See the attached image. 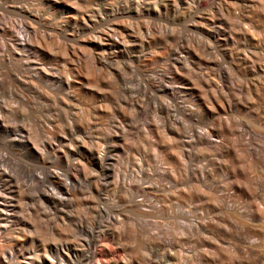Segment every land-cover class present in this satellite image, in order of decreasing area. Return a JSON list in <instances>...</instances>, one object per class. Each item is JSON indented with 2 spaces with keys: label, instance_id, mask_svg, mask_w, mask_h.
<instances>
[{
  "label": "rangeland",
  "instance_id": "1",
  "mask_svg": "<svg viewBox=\"0 0 264 264\" xmlns=\"http://www.w3.org/2000/svg\"><path fill=\"white\" fill-rule=\"evenodd\" d=\"M31 1L33 2V5L37 9L39 7V4H40V6L42 5L41 6L42 8L40 7V9L38 11L41 14H43L45 19H46V20L42 21V23L45 22L47 24V26L49 27V30L47 32V36L44 35V37H47L45 39L46 40L48 39V41H45L44 42L45 44L40 43L41 44L40 46H42V45L43 46L40 47V51L38 53V55L41 54L40 56L43 59H45L47 57L44 60L45 61L44 63H42V60L41 61L39 60V62H41V66L44 69H46V72H48L47 73L48 75L46 78L44 77V75L43 76L41 75V77L43 79L41 78V82H39L37 84L38 87L40 86L39 88L35 87L36 85H34V87L37 90L41 91V92L38 91L40 93L38 95V97L36 96L33 98V100L35 99L34 102H37V104L35 106L36 110L34 109V111H36V112L28 111L29 112L28 113L25 110V112L21 111L23 113L22 115L20 112L19 114L8 115V117L10 119L8 117H6L4 119L7 122L9 121L8 123L10 126H14L13 124L20 123V121H22V122L24 121L23 122L24 124L27 123L26 125L31 128V130H30L31 136H30L29 140H31L30 142L33 141L32 143H34V145H36V147H34V148H36L37 151L39 150V151L44 152V150L39 145L40 144L39 140H41L42 138H45L47 136L52 141H56L58 139V137H60V136L64 137L67 140V143L69 141L68 144L70 145V149L72 151L76 150L73 153V155L71 156V159L73 160L72 162H74V167H75V169H77L76 171L78 174L76 177L77 180H75L74 185H71L70 186L71 188L68 187V191H67L66 195L62 194V196H61V194H60V196L62 197V199L60 201L63 204L61 202H59L60 198L59 199L56 198L55 201L59 202V203L55 202L57 206L54 205L55 203L53 200H48L45 197L38 195L37 193L34 194L35 192L33 193V190H31L29 188L25 189V192H24L25 195L22 196L23 199H21L20 201H18L17 197H15L16 198L15 199L14 196L12 195L13 200H11V202L9 204L10 209L13 210V213L15 210L16 211L18 210V213H14V217H16V219H17V222L15 221L16 219H14V224L12 226L13 229L15 228L14 231L12 229L14 234L12 232H10L8 235L9 237L7 236L5 239L0 238V240H1L0 241V253H1L0 255H2L1 257L4 259L5 263H6V259H7L10 263L7 261L6 264H8V263L9 264H33V259L36 258L38 261H41L42 264H47L48 259H46V258H48L49 254H51L57 258L64 259L66 261V264H84L87 261L86 257H85V251L88 252V250L90 249L92 244L96 243L98 245V246L95 245L97 250L99 249L98 251H100L101 247L104 248L106 256L104 255V257L101 258L100 256H93L92 255L91 264H112V263L113 264H119V252H120V249L122 248V246L126 247V251L128 252L129 255L131 254V256L132 255L136 256L135 257V260L137 259L136 263L138 261H140V262H138V264H158V262H156V261L162 260V258H163V255H162L163 250L161 248H163V247L172 248V249L176 248V246L178 245V242H179L178 235L181 234L182 238H183V240H182L183 241V247L184 246L185 247L183 249L182 254H179L177 256L179 258V260H178L179 264H264V162L262 159V157H264V137L262 138L261 141L255 139L253 141V143L256 144V146L253 145V143H252L249 145L250 148L248 150V147L243 148L240 145H238L237 141H234L235 138H234V136H232V134H229V133H227V131L221 129V131L223 132L221 136H223V137L225 136L224 138H226L225 144H223L224 146L223 145L220 146L221 148L217 146L216 148H218V149L216 150V148H215V151H212L211 149H209L210 147L208 145L199 144L195 141L192 142L193 144L190 142V144H189L190 148H188V146H186L184 144H183L184 146L182 145L183 146L182 147L181 144H179V145L176 143H174L175 145L172 144V142H174V140L171 142V138H170V137H172L171 133H170V135H168V133L167 132L165 133V131H162L160 129L156 131V130L152 129L150 126H147L148 125L147 120L150 121V115L148 113H147L148 115L144 114V115H146V117H142V116H144V115H142V113L137 112L136 110H134L133 107L132 108L130 107V108H126V110L128 112V114H126V115H128V119L129 118L131 119V122L133 121L132 124L134 125V128L129 126V125L126 127L127 132L125 130L122 133V136L125 137L124 136L125 133H128V134H126L127 138L125 137L126 140L124 138L125 142L127 141L126 142L127 144L125 142L123 144H119V131H118L119 128H117V127L119 126L118 122L121 120V118H120V116L118 117V114H120L119 113L120 109L118 106L120 93H119V89H118L119 88V84H118L119 82H118L117 77L115 76V78L113 79V76H112L113 73L110 70H108V68H107V71L109 74L104 70V69H106L105 67L102 70L103 67H100V69H99V67L95 65L96 66L95 70H97V73L100 71V72H102V75H101V73L98 74V76H97L98 78H97L96 82L94 83V85H93V83H91V84L89 83L90 84V87H89V84H85L84 80H83V78L85 77V71L83 72L81 67H76V66H78V61L77 60L75 61V59H73L72 56L69 55L68 52H66L64 50V48L66 46L70 45L68 43L69 42L68 40H70V42L73 43L72 46L73 47L76 46V49L78 50V52H82V46H85V47H87V46L84 45L83 43H81L82 44V46H81L80 41L86 40L85 39L86 36H85L84 32L86 34H89L88 31L86 30V28H83L81 26L82 25L81 23H79V24L77 23L76 25H74L75 23H73V24L71 23V24H69L68 28L64 27L65 23L62 24L63 18H64L62 15H64V13L60 8L59 9L61 11L58 8L50 7L43 0H39V2H38V0H30V2ZM228 1H230V0H228ZM231 1L234 2L232 9H233V13L235 14V18L230 16L226 12L227 10H225L224 8L218 10V11H220V14H219V12L216 11L217 9H215L213 7H212L213 9L211 7L208 8L205 5L204 0L203 1L198 0V2H199L198 7H195V6L193 7V5H191V3H190L191 0H185V2L183 0V2L178 3L176 5L177 10L174 7V9L170 10V12H168L165 16H162L163 19L160 18L161 21L165 20L166 23H165V21L164 22L162 21L160 23H165V24H161V25H163L162 26L163 33L169 34V35L166 34L167 38H170L167 40L168 43L169 42L171 43L172 39H174V40L176 39V41H177L176 35H179L181 33L182 29L185 28L184 26L186 25L185 29H187V30L184 29V33H188L191 30V33L189 32L190 34L196 35L198 37L201 36L200 39L202 42L201 43L199 42L200 45L201 44H202V46L208 45L206 50H205L206 46H204V48H203L200 45L198 48H194L192 50L193 52L197 53V54L194 53L197 57L202 59L204 57V53L206 52L205 53V55H206L209 52L210 54L208 53L206 55L208 57L205 58L206 57L205 56L202 60H205V59L209 60L210 59L209 55L211 56V54H212L211 59L214 58V56L222 58V60L224 61V64L226 63L225 64L226 65V74L225 75H227V76L224 75V77L226 80H229V81H226L224 79V77L215 78V81H217V87L218 86L219 87H218L217 91H215V93L213 92L212 94H213V96H215L214 99L218 104H220L222 101V103L220 105H225L226 102H229V101L231 103H230V106H227V105L225 106L224 112L219 114V116L221 118H224L225 120L230 119L231 121L232 120L235 121L236 118H238L237 120H240V121L242 120V122H244L248 126H250V128H252L256 134H260V133L264 134V75H263L264 74V66H263L264 65V62H263L264 61V14H262V13H264V10H263L264 0H254V1H256V4L250 6V9H249V6H247L248 5L247 0L245 2H244V0H240V2H239V0H231ZM231 1H230V3H231ZM251 1H253V0H251ZM261 1H263V4ZM35 2H37V3H35ZM237 2L240 3L239 7H238ZM242 2H243V4H242ZM101 3H103V2L101 1ZM232 3H231V5H232ZM235 4H237V5H235ZM178 5H180L179 8H178ZM241 5L243 6V8ZM256 5L259 6V8H260L259 11H257L258 8ZM183 6H186L187 9H186V7H183ZM253 6L254 7L256 6V8L254 9ZM200 7H201V9H200ZM204 7H205V10H204ZM251 7L253 8V10H251L252 9ZM184 8H185V10H184ZM237 8L240 10V11L238 10L239 12L237 11ZM247 9L249 11H247ZM42 10H43V13L41 12ZM53 10H55V11H53ZM180 10H182V12H181L182 14H180V12H178ZM189 10H192L195 14L191 11V13H193L191 15ZM198 10H200V11H198ZM201 10L204 11V13ZM11 11L12 10H10V12ZM48 11L50 12V15H52L54 13L53 14L54 16L53 15L50 16ZM185 11H187V12L184 13ZM245 11H247V12H245ZM252 11H255V12L252 13ZM260 11H262V12L260 13ZM12 12H11L12 14L8 13V15L13 18V17H15L14 16L15 14H14V11H12ZM56 12L59 15L58 14L55 15ZM196 12L199 16L196 14ZM200 12H202V13H200ZM210 12H211V14H210ZM222 12L224 15L221 14ZM248 12H251L252 14L249 13V16H248L247 15ZM187 13L190 14L191 16L188 15ZM243 13H245L246 17H248L247 21H246V18L243 19L246 22L241 21V19L244 18V16H245ZM127 14H130V16ZM218 14H219V16H217ZM226 14H228L229 16H227ZM241 14H243V15H241ZM125 15H126V17H125ZM167 15H168V17H167ZM175 15L177 18L175 17ZM195 15L197 17H195ZM47 16L49 17V20L51 22L48 21ZM188 16H189V18H188ZM201 16L206 17L207 20L204 18L200 19ZM208 16H212V17H208ZM224 16H227V18L226 17L224 18ZM253 16H255V17H253ZM52 17H53V21L51 20ZM131 17H132V19H130ZM135 17L138 20L140 19V16L139 17L134 16V15H132V13L127 12V11H125L123 14V20L128 24H130V23L132 24V21L136 20ZM179 17H180V19H179ZM193 17H194V19L192 20ZM219 17H221V20ZM259 17H261V18L259 19ZM125 18H127V20H125ZM166 18H168V19H166ZM174 18L177 19V21ZM185 18H187V19H185ZM209 18L211 20H217V21L219 20L222 23L221 27L225 30V32L227 30V32H226L227 37H228L227 39H229L228 46L227 45L225 46L223 44V40H222L223 36H222V38H220L221 37L220 36L218 40H215L213 42H212V39H209L208 34L210 33V29H213V27H212L213 25L209 22V20H210ZM238 18H239V20H235ZM255 18H256L257 22L254 21ZM262 18H263V20L259 21ZM182 19H185V21H181ZM225 19H227V20H225ZM251 19H253V20H251ZM60 20H62V21L60 22ZM194 20H196V22ZM228 20H229V22H228ZM230 20L231 21L233 20V21L230 22ZM234 20H235V22H234ZM249 20L251 22L253 21L252 22L253 24ZM55 21H56V23H55ZM186 21L189 25L186 23ZM202 21H203V23H201ZM204 21H206V22L204 23ZM223 21H227V23L229 25L226 26V24H224ZM52 22L56 26H59V24H60V26L56 27L55 25H53ZM179 22L181 23V25L177 24ZM198 22L200 23V25ZM242 22H245L244 25H241V24H243ZM50 23L54 26V27L52 26L53 28L50 27L51 26ZM98 23L99 22H97L96 25L99 26V28H100L101 24H98ZM191 23H192V25H191ZM235 23H236V25H235ZM182 24H183V28H182ZM194 24H195V26H194ZM201 24H202V26L204 25L205 27L207 26L206 24H208V26L206 27L207 29L205 27H204L205 28L204 29L201 26ZM231 24H232V26H230ZM251 24H252V26L253 25L254 26L251 27L250 26ZM71 25H73V26H71ZM96 25H95V27L97 29ZM164 25H165V27L167 26L168 28L167 27L165 28ZM238 25H239V27H238ZM218 26H220V25L218 24ZM223 26H225V28ZM234 26H236V28H234ZM62 27H64L63 28L64 30L62 29ZM70 27L74 31H71ZM169 27H171L170 28L171 30L169 29ZM187 27L190 30H188ZM209 27H211V28H209ZM244 28H246L245 33H248V32L252 33L251 36H249L250 33H248L246 35H245V33H243L245 31ZM52 29H53V31H52ZM165 29H167V30H165ZM176 29L180 33L179 32L177 33ZM194 29L196 30V33L193 32V31H195ZM202 29H204V30H202ZM229 29L231 31L232 30H234V31H232V33H229V32H231V31L228 32ZM247 29H249V30L247 31ZM84 30H86V31H84ZM56 31H59L61 33H58ZM64 31H66L67 33H65ZM170 31H171V34L173 32L174 35H171ZM174 32L177 34L175 35ZM198 32L200 34H198ZM233 32H235V33H233ZM238 32H239V34H237ZM240 32L243 34V35L241 34L242 36L240 35ZM184 33L182 31V34H184ZM58 34H60V36ZM61 34H62V36H61ZM202 34H204V36ZM64 35L67 37L66 40L68 39L67 42L64 39V37H65ZM75 35H76V37H75ZM51 36H52V38H51ZM173 36L176 38H174ZM230 36L231 37L233 36V38H231ZM235 36L238 39H239V37L240 38L242 37V38L238 40ZM73 37L78 38V39H74ZM87 37H88V35H87ZM203 37H205V39ZM248 37H250L251 40ZM61 38L64 39V41L63 40L61 41L60 40ZM178 38H179V36H178ZM49 39H50V42H49ZM71 39L76 40V42H73ZM243 39H244V41H243ZM254 39L257 40V42ZM220 40L222 41V43ZM242 41H243V43L241 44ZM54 42L56 43L55 44L56 46L58 45L59 50H60V48L62 49V47L64 46L63 52H62L63 55L61 54L62 50L58 51L56 46H54L55 48L52 46V44L54 45ZM77 42H79V43H77ZM173 42H175V41L172 40V43ZM216 42H217V44H216ZM230 42H232V43H230ZM59 43H60V45H59ZM75 43H76V45H75ZM231 44H232V47H231ZM47 45L49 47H47ZM214 45H215V47H213ZM216 45L219 47H217ZM220 45H221V47H220ZM45 46H46V49L48 48L51 51L48 49L47 50L42 49ZM222 46H224L225 49ZM85 47H84V49H85ZM210 47H211V50H210L211 52L209 51ZM212 47L217 49V50L214 49L215 50L214 51ZM228 47H230V48H228ZM202 48H203V50H202ZM220 48H222V50ZM199 49H200V51H198ZM226 49H228V51H230L231 53L228 52ZM242 49H243V51H242ZM136 50H138V49L137 48H134V49L130 48L127 50V52L129 54H126V55H133V54L135 55ZM244 50H247V51H244ZM250 50L252 53H248V52H250ZM253 50H254V52H253ZM85 51H86V54L84 55L85 58H87V57L90 58V56H91L90 51L91 50L88 49V51H89L88 52L85 49ZM216 51H218V52H216ZM53 52H57V53H53ZM65 52H66V55H65ZM199 52H200V54H198ZM212 52L213 53L215 52L214 55ZM42 53L45 54L46 56L43 55ZM75 53L77 55H79L77 52H75ZM226 53H228V54L230 53V54L228 55ZM233 53H234V55H233ZM58 54L62 55L63 57L59 56ZM237 54H240V55H238V57H237ZM241 54H242V56H241ZM245 54H247V56ZM68 55L70 58L67 57ZM243 55H244V57H243ZM40 56H38L39 59H40ZM123 57L125 58L124 55H123ZM123 57H122V59H124ZM250 57H252V58H250ZM254 57H256V58H254ZM65 58L71 59V60L69 61ZM240 58H242L241 61L243 60L242 63L239 60ZM245 58H246V60L247 59L248 60L245 61ZM257 58H258V61H257ZM122 59L121 58L116 59L115 62H113V63H116V61L121 63ZM225 59L226 60L230 59V60L226 61ZM231 59H232V61H231ZM236 59H238V60H236ZM253 59H256V61H254ZM250 60H252V61H250ZM48 61L50 62V64ZM259 61L261 63H259ZM54 62L56 63L57 66L55 64H54L55 66H53ZM70 62H74V63H72L74 65L70 64ZM227 62H229L230 64ZM236 62H238V63L236 64ZM246 62H247V65H246ZM250 62L252 63V65L254 63L253 68L251 67ZM45 63H46V65H45ZM120 63H118V64H120ZM232 63H235V64L233 65ZM239 63H241L244 66H242L241 64H240L241 65L240 66ZM118 64H115L116 66L113 64V68H116ZM45 66H47V67H45ZM58 66H60V67H58ZM70 66L71 67L75 66V67L73 69H71ZM231 66H233V67L231 68ZM55 67H57L56 69L58 71L55 70ZM118 67H117V70H119ZM261 67L263 69H261ZM255 68H258V69L255 70ZM53 70L55 72H53ZM61 70L63 71L62 73H61ZM69 70H72V72H70ZM76 70L77 71L80 70L81 74L82 75L84 74V76H82L80 73H78L79 71L77 72ZM259 70H260V72H259ZM65 71L66 72L68 71V72L64 74ZM255 71H256V73L258 72L257 75H256ZM49 72H51V73L49 74ZM58 72H59V74L61 73L60 74L61 77L65 76L67 79L69 78V81L73 80V79H70V77L73 75L75 76V73H76V76L75 77L73 76L71 78H74V80L79 85L81 84V82L84 84V85H80L81 89L80 88L77 89L78 94H76V95H78V96H76L74 94L76 92V90H74V89L70 90L69 89L72 93L71 94L70 91L69 92L66 91L68 89H66L65 87L63 88L62 85L60 86V83H58L59 82L58 79H60L61 77L59 74H57L55 76V74ZM227 73H229V74H227ZM51 74H53L54 76ZM128 74H130V73H128ZM99 75L102 77L100 78ZM67 76H69V77H67ZM228 76H230V78ZM105 77H107L106 81H105ZM108 78H111V79H109V81H107ZM98 79H101V81ZM115 79H116L117 83L114 82ZM43 80H45L47 82V84ZM218 81H220V82H218ZM42 82L45 83V85L43 84L44 87H43V85H41ZM98 82H99V85L101 84L102 86L103 85L104 86L103 87L97 86ZM105 82H108V83L104 84ZM226 82H228L227 84L229 85V87L226 84ZM109 83H112L113 85L111 86V84H109ZM219 83H220V85H218ZM222 83H224V85ZM95 84H96V86H95ZM86 85H87V87H86ZM49 86H50V89L53 87L54 88L50 90ZM113 86L115 88L118 87L117 88L118 91L115 90V88ZM42 87H43V89H42ZM45 87H46L47 91H53V92L50 93V92L45 91ZM96 87L99 89V90H97V92H96V90H94V89H97ZM101 87L103 88V90L106 91V93H104V95H103L104 91H100V90H102ZM105 87H106V89H105ZM112 87L114 88V90H112L113 89ZM89 88H91V89H89ZM110 88H112V89L110 90ZM220 88H222V89H220ZM63 90H65V92ZM108 90L110 93H108ZM238 90H239V92L242 90L241 93H239ZM72 91H74V93ZM79 91H80V93H79ZM99 91H100V93H99ZM55 92H56V94H55ZM59 92H60V94L62 93L61 95H63V92L65 93V95L63 96L64 98L62 96L60 98ZM115 92L118 94H116ZM42 93H43V95H42ZM47 93H50V94L47 95ZM67 93H69V94L67 95ZM111 93H113V94H111ZM57 94H58V96H57ZM106 94L107 95L109 94L108 96L110 97V99H108V96ZM243 94L245 95V97L247 99L242 96ZM53 95H55V96H53ZM112 95H114V96L112 97ZM118 95H119V98H118ZM42 96H44V97H42ZM66 96H68V97L66 98ZM74 96L77 99L76 101H75ZM105 96H107V97L104 99H106V100L108 99L109 100V101L107 100L108 102L104 101V99L102 98ZM219 96L221 97L220 100H219V98H220ZM241 96L243 98H241ZM115 97H117V98H115ZM40 98H41V100H40ZM55 98H56V100H55ZM113 98L115 99V101H113ZM239 98H240V100H238ZM232 99L233 100L235 99V100L232 101ZM71 101L73 102V104H75V106H74L75 108H73ZM218 101H220V103ZM236 101L240 102V104L237 103ZM244 101H245V103H244ZM68 102L71 106L68 104ZM79 102H81V103L78 104ZM104 102H107V103H104ZM233 102H234V104L236 103L237 107H236V105L232 104ZM108 103L110 104V106ZM241 103L244 104L243 108H242L243 105ZM39 104H40V106H38ZM111 104H113L115 106H113ZM69 107H71V108H69ZM67 109H68V111H67ZM247 109L248 110L250 109L251 111L249 110L250 111L249 112V111H247ZM69 110H71V111H69ZM126 110H125V112H126ZM50 112H51V114H50ZM70 112H72L73 114L75 112L76 113L74 115H72ZM26 113H27V115H26ZM36 113H38V114H36ZM77 113L79 114V116ZM139 113H140V115H139ZM28 114H29V116H28ZM30 114H31V117H30ZM40 114L43 116L41 117ZM33 115H35V116H33ZM116 116H117V118H116ZM207 116L208 115H202L199 122L200 121L202 122V120H204V121L202 123L200 122L201 124L198 123L199 126L203 127V128L209 126L210 128L212 127V129L217 130L216 128H219V127L213 126V123L210 122V120H211L210 117L209 116L207 117ZM50 117H52L51 121H49ZM73 117L75 119H73ZM13 118H15V119H13ZM71 118H72V120H71ZM140 118H143V119L146 118V120L144 119V121L142 122L141 120L139 121ZM30 119H37L36 122L38 121L37 122L38 125H35V126L32 125V123L29 122ZM15 120H17L18 122ZM134 120H135V122H134ZM116 121H118V122H116ZM44 122H46V123H44ZM47 122H50V124ZM144 122L147 124H145ZM39 123L43 124V126L40 125ZM112 123H113V126H112ZM134 123H136V124H134ZM141 123H144V124H141ZM67 124H68V126H67ZM138 124L140 126L142 125L141 127L143 129H141L140 127L136 128L135 126H139ZM116 125H117V127H115ZM43 127L45 128V130H47V127L49 130L52 129V131H50V132H52V134L49 132V130H47V132L45 131L44 133H43V131L41 132V128H43ZM145 127H146V129H145ZM116 128L118 129L117 131H116ZM131 128L136 129L135 132ZM148 128H149V130H148ZM144 129H145V132H143ZM83 130H85L87 133L86 132L83 133ZM113 130H114V132H113ZM136 131H139V132L136 133ZM15 132L16 131H14V133ZM56 132L59 133L60 135L59 134L57 135ZM117 132H118V134H117ZM160 132L163 134V136L161 135ZM14 133L12 135L10 134V136H9V133H5V132L3 133V130L0 131V137L2 135H4L0 139V151H6L7 150V152L9 151V153H10V151H11V153L13 152L12 156H13V159L14 158L15 159H14V164L11 165V168L15 172L16 175L14 173H13V175L17 180H19L21 182H23L22 180L28 181L29 175L35 174V175L43 176L46 173L45 171L49 170V171L61 172L62 174H60L59 178H61L62 180L61 179L60 180L63 182H67V179L63 178V177H65V175H64V171L61 169V167H62L61 161L55 153H52L54 156H52L51 153H45L43 155L45 158L42 156L40 159H37L34 156L30 155V153H28L27 150L21 148L19 146V143L16 144V142H14L13 138L15 139V141L18 138L15 136ZM37 133H38V135H37ZM46 133H48V134H46ZM68 133H70L71 136H69ZM111 133L114 134L115 136L112 135V137H110ZM156 133H157V135H161L162 137H166V138H162L161 136H157ZM41 134L43 136H41ZM65 134H67V136ZM82 134H85V136ZM220 134H221V132L219 134H216V135H211V138H216ZM53 135L54 136L56 135L58 137L55 136L56 137L55 138ZM79 135H81V136H79ZM87 135L90 137H86ZM142 135L145 136V139H144V136H142ZM12 136H13V138H12ZM34 136H35V138H34ZM72 136H73V138H72ZM3 137L6 138V140ZM52 137H54V138H52ZM69 137H71V138H69ZM74 137H76V138H74ZM160 137H161V139H160ZM115 138H117V139H115ZM156 138H158L157 141H156ZM168 138H169V143H167ZM70 139L74 143L75 149L72 147L74 145H72ZM76 139H77V141H76ZM78 139H79V141H78ZM107 139L108 140L110 139L109 140L110 142ZM162 139H163V141H166V146H165V142L163 145H161V143H163V142H161ZM164 139H166V140H164ZM172 139H173V137H172ZM181 139H184V137ZM86 140L87 141L91 140V141L87 142ZM1 142H3V143H1ZM8 142H10V145ZM80 142H82L83 144L81 145ZM226 142H228V143H226ZM6 143L8 146H6ZM95 143L97 146L95 145ZM110 143H112L113 145L115 144V145L113 146ZM1 144H2V146L3 145L4 146L2 147ZM258 144H260V145L257 146ZM77 145H79V146H77ZM93 145H94V147H93ZM110 145L113 146V148L110 147ZM171 145H172V147L170 148ZM225 145L228 146V148H226ZM11 146H12V148H11ZM177 146H178V149L176 148ZM251 146L253 148H251ZM76 147L78 149H76ZM91 147H92V150L94 148V150L92 151L93 155H95L96 152L99 154H104V153L106 154L108 152L109 154H106V158L108 156V158H110L111 160L107 158L106 160L103 161L102 165L94 162L92 155L89 153L91 151ZM95 147H97V148H95ZM107 147H108V151H106ZM109 147L112 148L110 150V152H109V149H110ZM185 147H187V148H185ZM260 147L262 149H260ZM85 148H87V149H85ZM98 148H99V150H98ZM183 148H184V150H183ZM204 148H205V150H204ZM89 149H90V151H89ZM103 149L105 151H103ZM223 149L225 151L227 149L226 152H229V153L225 154L224 153L225 151H223ZM17 150H19V151H17ZM185 150H187V151H185ZM261 150L263 151L262 153H257L258 151L261 152ZM83 151H85V152H83ZM99 151H101V153ZM119 151H121V152H119ZM184 151L186 152V154ZM188 151H189V153H188ZM216 151L217 152L219 151L218 154ZM251 151H253V152H251ZM14 152H16V153H14ZM199 152L200 153L205 152L204 155H203V153H201L204 157L201 156V154ZM207 152H209V153H207ZM213 152L214 153L216 152V154H214ZM248 152L249 153L251 152V154L253 153V155L251 156ZM20 154L24 158H22L20 156ZM48 154L51 155L52 158L53 157L54 158L51 159V156L49 157ZM105 154H104V156H105ZM110 154H111V156H110ZM17 155H19L20 157H18ZM170 155H173V156H170ZM258 156H259V158L257 161L256 158ZM17 157H18V159H17ZM86 157H87V159H86ZM46 158L48 160H46ZM21 159H23L25 162L21 161ZM42 159H43V161H42ZM78 159H80V160L76 162V160H78ZM58 160L60 162H58ZM85 160H86V162H85ZM253 160H255L257 162H255ZM31 161H32V163H31ZM49 161H51L52 163ZM88 161H89V164L87 163ZM26 162H28V163H26ZM35 162L38 163L37 164L38 166H36L37 168L34 167L36 164ZM18 163H19V165H18ZM49 163H51V165H49ZM57 163H58V165L60 163V166H58ZM83 164H86L87 166L84 165L85 166L84 167ZM104 164H106L105 167L103 166ZM155 164H157V166ZM52 165H54V166H52ZM22 166H23V168H20ZM30 166H32L33 168L32 167L30 168ZM44 166L47 168H45ZM49 166H50V168H49ZM88 166H91V167H89L90 170H89ZM158 166H160L159 167L160 169L158 168ZM83 167L85 168V170H83L84 169ZM154 167H156V168L154 169ZM26 168H27V170H26ZM157 168L159 169V171ZM197 168H199V171L197 170ZM22 169H24V170H22ZM32 169H34V170H32ZM39 169H41V171H42L41 173L43 175L40 174V172H38V171H40ZM165 169L167 170V172ZM30 170H32V171H30ZM86 170L89 172H87ZM155 170H156V172H155ZM21 171H24V172H21ZM83 171L85 172V174ZM164 171H165V173H164ZM168 171L170 172V175H172L171 180H170V182L171 181L172 182L170 184L171 185L173 184V186L175 184V186L174 187L172 186V189H170L171 193L169 192L168 195H171L173 193L176 196L175 197L174 196H167V195L165 196L163 194V197L165 196L164 198H166V199H164L162 196L158 195L160 192H156V190L158 189L157 191H159L160 188L157 186L161 187L160 183L164 184V182L165 183L169 182L168 180H164V182H162V180L167 179L168 176H169L168 179H170V175H168L169 174ZM86 172L88 174H86ZM95 173H97V174H95ZM160 173H161V175L162 174L163 175L160 176V178H157L158 180H160V181H158L156 179V177H157V175H160ZM154 174H156V175H154ZM61 175H62V177H61ZM100 175H102L101 177H103V178H101ZM95 176H98V177H95ZM128 176H130V177H128ZM78 177H80V178H78ZM135 177L138 180L140 179V181L146 179L144 182H142L143 183L142 186H143L144 190L149 191V192H146L142 189V191H140V193L142 192L141 194L139 192H136V191L134 193V191H133L132 194L134 196L136 195L135 198L136 197L138 199L144 198L143 200H145V198L147 197V200H148V197H149V200L147 203H146V201H144V204H146V205H151L150 201L152 202L154 199L155 200L153 201V203L155 201H159L161 203V202H163V200H162V198H163L164 199L163 203H165V200L167 201L166 204L163 205V207L166 205L168 207V208L165 207L164 209L175 210V209L181 208V210L186 211L187 215L190 218L195 217L196 219H198V224H197L198 226L196 225V227H194V226H192V224L190 225V222L188 220H186L185 218H182V217H175V219H173V220H172V218H169L170 220H168V219L164 220V217L160 218L161 214H159L157 212L156 213L158 215L153 213L152 216H150L152 218L149 217L150 219H148V217H146L148 220H146L145 217H143L144 221H142V223H141L140 221L142 220V215H141V217H139L140 216V213H139V216H136V215H138V213L136 212V209L133 206H130L131 204H129L127 199H125V198L122 199V197H121V195L127 197L125 190H123V192L121 191L124 188L123 184H122L124 182V180L125 179L128 180L130 178V179H133L136 181L137 179H135ZM172 177H174L175 179L174 178L172 179ZM148 178L151 181L147 180ZM91 180H92V182H91ZM175 180H176V182H174ZM148 181H150V182H148ZM145 182H147V184H144ZM251 182H252V184H251ZM253 182L255 185L253 184ZM47 183L48 182L44 181V182H42V185L44 184L47 186ZM157 183H159V184H157ZM44 185L42 187L40 185L41 188L39 187V189L43 190ZM147 185H150V186H147ZM93 186H95V188H93ZM120 186L122 189L120 188ZM144 186H146V187H144ZM75 187H76V189H75ZM96 187H98V188L101 187L100 188L101 190L96 188ZM147 187L149 189L151 187V189L149 190ZM94 191H96V192H94ZM97 191H99V192H97ZM151 191H153L152 196L155 194V198H154V196L153 197L151 196ZM154 191H155V193H154ZM192 191H197L196 192L197 195H195V196L192 195L190 198L188 196V198L190 199L189 200L186 196L190 195ZM68 192H70V193H68ZM145 192H146V194H145ZM121 193H124L125 195L121 194ZM144 194L146 195V197ZM63 195L65 196V200H64ZM139 195H142L143 197H141ZM148 195H150L151 197ZM67 196H69V197H67ZM157 196L159 198H157ZM43 198H44V200H43ZM178 198H179V200H178ZM121 200H123V201L121 202ZM206 200H207V203L205 202ZM13 201L15 202L16 206L12 205ZM64 201H66V202H64ZM191 201H192V203H191ZM19 203H21L22 206H20ZM122 203H124V204H122ZM194 203H195V205H193ZM205 203H206V205H205ZM50 204L53 205V207ZM17 205L19 207H17ZM11 206H13V207H11ZM19 208H21V211L19 210ZM133 208L135 210H133ZM124 209H125V211H124ZM32 211H33V214H31ZM28 212H30V213H28ZM27 213L30 215H28ZM15 214H16V216H15ZM34 214L36 216V217L34 216L35 219H34V217H32ZM120 215H126L127 216V217L125 216L126 221L124 220L125 217L120 216ZM154 215L155 216L157 215L158 217L153 218ZM20 217H21V219H20ZM156 218H157V220H156V222H154L153 219H156ZM121 219H123V220H121ZM127 219H128V223L131 222V224H129V225L127 224ZM133 219L135 221L137 220L136 224H135V221H133ZM147 221L148 222L150 221V224L149 223L147 224ZM152 221L154 222V224H157V221H158L159 226L157 227L155 225V227L160 228V229L162 227L163 230L166 231L164 233L168 237L167 240L162 241V240L152 239V241H151V239H150V241H151L150 242L149 240H147L145 238V236H144L146 234L145 231L149 230V229L147 230V226L151 225ZM23 222H24V225H23ZM144 222L146 224V225H144V227L146 229L144 228L140 231L138 228L141 229L143 226L140 227V225L141 224L143 225ZM138 223L140 224L139 226H138ZM154 224L151 225V227L154 226ZM162 224H165L166 226L165 225L162 226ZM132 226H133V228H134V226H135V228L137 227V229L140 231L141 234H144V233L145 234L141 235L138 232V234H140V235H138V234L134 235V233H132L133 234L132 235L131 234ZM18 227L19 228L22 227V228L19 230ZM129 227H130L131 231H130ZM151 227L149 226L148 228H151ZM22 230H23V232H22ZM143 230H145V231H143ZM10 234L13 235V238H11L12 236ZM241 234H245L246 237L244 235H241ZM137 235H138V237H137ZM139 236L142 238H140ZM240 236H241V238H240ZM247 236L249 238H247ZM142 239L145 241L147 240V243L145 241H143ZM96 240H98V241H96ZM97 242L98 243L100 242L101 244L99 245ZM102 242H103V244H102ZM42 244L45 248L41 247ZM46 246H47V248H46ZM44 249H46L47 252L42 254L41 252ZM53 249H55V250H53ZM46 250H44V251H46ZM97 250L95 252H97ZM20 251H23V252H20ZM82 251H83V253H82ZM100 252H102V251H100ZM100 252H97V253H100ZM35 253L40 254V257L38 258V256L35 255ZM183 253H185V254H183ZM34 255H35V257H33ZM110 255H113V256H110ZM93 257H95V258H93ZM97 257H99L100 260ZM156 258H158V259L155 261ZM42 259H43V261H42ZM82 260L83 261L85 260V261L83 262ZM0 264H2V263L0 262Z\"/></svg>",
  "mask_w": 264,
  "mask_h": 264
},
{
  "label": "bare ground",
  "instance_id": "2",
  "mask_svg": "<svg viewBox=\"0 0 264 264\" xmlns=\"http://www.w3.org/2000/svg\"><path fill=\"white\" fill-rule=\"evenodd\" d=\"M48 6H50V7H53V8H60L62 11H63V13H64V15H62L64 18H63V23L62 24H64L65 23V25H64V27H66V28H68L69 27V24H73V23H75L74 25H76L77 23L79 24V23H81L82 25V27L83 28H86V30L88 31V33L90 34H86L85 32H84V34H85V36H86V40H81L80 41V44L81 43H83L84 45H86L87 47H85V46H82V44H81V46H82V52H78V50L76 49V46L75 47H73L72 45H73V43L72 42H70V40H68L69 42V44L70 45H68V46H66L65 48H64V50L66 51V52H68V54L69 55H71L72 56V58L73 59H75V61L77 60L78 61V66H76V67H81V69L83 70V72L85 71V77L83 78V80H84V83L85 84H91V83H93V85H94V83L96 82V80H97V76H98V74L99 73H101V75H102V72H98L97 73V70H95V67L96 66H98L99 67V69H100V67H103L102 68V70L104 69V67L106 68V69H104L107 73H108V71H107V68H108V70H110L111 72V74H112V76H113V79L115 78V76L117 77V79H118V84H119V93H120V98H119V95H118V98H119V104H118V106H119V113L120 114H118V117L120 116V118H121V122L119 121H116V122H118L119 123V126L117 127V125L115 126V127H117V128H119V130L116 128V131L118 130L119 131V144H123L124 142H125V140H126V134H128V133H125V137H123L122 136V133L126 130V127L129 125V126H131V127H133L134 128V125L132 124V122H131V119L129 118L128 119V115H126V114H128V112H127V110H126V108H134V110H136L137 112H140V113H142V115H144V114H149L150 115V121H148L147 120V123H148V125L147 126H150L152 129H154V130H162V131H165V133L167 132L168 133V135H170V133H171V135H172V137H173V139H172V137H170L171 138V142L174 140V142H172V144H174V143H176V144H181V146L184 144V145H186V146H188V148H190V142L192 143L193 141H195V142H197V143H199V144H206V145H208L210 148L209 149H211L212 151H215V148L218 146V147H220V146H222L223 144H225V139L226 138H224L223 136H221L222 135V131H221V129L222 130H225V131H227V133H229V134H232V136H234V138H235V140L234 141H237V144L238 145H240L241 147H243V148H247L248 147V150H249V145L250 144H252L253 143V141L255 140V139H257V140H259V141H261L262 140V138L264 137V134L263 133H260V134H256L255 132H254V130L252 129V128H250V126H248L246 123H244V122H242V120L240 121V120H237L238 118H236V120L235 121H231L230 119H228V120H225L224 118H221L220 116H219V114H221V113H223L224 112V109H225V106L227 105V106H230V101L229 102H226V104L225 105H220L221 103H222V101H221V103H220V101H218L220 104H218L216 101H215V99H214V97L215 96H213V92L215 93V91H217V89H218V87H217V81H215V78H221V77H224V75L226 74V63L224 64V61L222 60V58H220V57H215L214 56V58H212L211 59V56H212V54H211V56L209 55V57H210V59L209 60H202L206 55H205V53H204V57L202 58V59H200L199 57H197L194 53H196V52H193L192 50L194 49V48H198L199 47V42L201 43L202 41H201V36H196V35H193V34H190L191 33V30L188 28V30H190L188 33H184V29L186 28V25L184 26L185 28H183V24H182V31H183V33L184 34H182V31H181V33L176 29V31H177V33L179 32L180 34L179 35H176L177 33H175V35L177 36V41H176V39L174 40V39H172L173 41H175V42H173L172 43V40H171V43L169 42H167V40L168 39H170V38H167V36H166V34H168V33H166V34H164L163 33V31H162V26L163 25H161V24H165L166 23V21H165V23H160V22H162L161 20H160V18H162L163 19V17L162 16H165L168 12H170V10H173L174 9V7H175V9H176V5L178 4V3H181V2H183V0H43ZM101 1L103 2V3H101ZM203 1V0H202ZM231 1V0H230ZM230 1H228V0H204V2H205V5L208 7V8H215V9H217L216 11L217 12H219V14H220V11H218V10H220V9H222V8H224L225 10H227L226 12L230 15V16H232L233 18H235V14L233 13V9H232V7H233V4H234V2L233 1H231V3H232V5H231V3H230ZM246 0H244V2H245ZM38 2H39V0H38ZM43 2V3H44ZM184 2H185V0H184ZM239 2H240V0H239ZM247 2H248V5L247 6H249V9H250V6H252V5H254V4H256V1H251V0H247ZM246 2V3H247ZM262 2V4H263V1H261ZM260 2V3H261ZM35 3H37V2H35ZM41 3V2H40ZM191 5H193V7L195 6V7H198V0H191ZM238 3V2H237ZM259 3V4H260ZM39 4V3H38ZM189 4V3H188ZM240 3H238V7L240 6L239 5ZM242 4H243V2H242ZM36 5V4H35ZM186 5V4H185ZM235 5H237V4H235ZM234 5V6H235ZM258 5V4H257ZM256 5V6H257ZM261 5V4H260ZM42 6V5H41ZM40 4H39V7H38V9L33 5V2L31 1L30 2V0H0V131H2L3 130V133L5 132V133H9V136H10V134L12 135L13 133H14V131H16L14 134H15V136L16 137H18L17 139H16V141H15V139L13 138V136H12V138H13V140H14V142H16V144L17 143H19V146L21 147V148H23V149H25V150H27V152L28 153H30V155H32V156H34L35 158H37V159H40L45 153H51V155L52 156H54L52 153H55L57 156H58V158L60 159V161H61V169L64 171V175H65V177H63V178H66L67 179V182H63V181H61L62 179L61 178H59V176H60V174H62L61 172H58V171H45L46 173L43 175L41 172V169H39L40 171H38V172H40V174H42L43 176H39V175H35V174H31V175H29V180L28 181H24V180H22L23 182H21V181H19V180H17L15 177H14V175H13V173L15 174V172L12 170V168H11V165H13L14 164V159H13V156H12V154H13V152L11 153V151H10V153H9V151L7 152V150L6 151H0V238H6L8 235H9V233L10 232H12L13 233V231L15 230V228L13 229L12 228V226H13V224H14V219H16V217H14V213H18V210L15 212L14 211V213H13V210H11L10 209V202H11V200H13V198H12V195L14 196V198L15 197H17V199H18V201H20L21 199H23L22 198V196H24L25 195V189L26 188H29V189H31V190H33V193L34 194H38V195H40V196H43V197H45L46 199H48V200H53L54 201V203L55 202H58V201H55L56 200V198H60L59 199V202H61L60 200L62 199V194H65L66 195V193H67V191H68V187L69 188H71L70 186L71 185H74V182H75V180H77L76 179V177H77V169H75V167H74V162H72L73 160L71 159V156L73 155V153L76 151V150H74L75 149V145H74V143L72 142V140H71V143H72V145H74V146H72L74 149V151H72L71 149H70V145L68 144L69 143V141H68V143H67V140L64 138V137H58V136H56V137H58V139L56 140V141H52L50 138H48L47 136L45 137V138H42L41 140H39V145L41 146V148L44 150V152L43 151H37L36 150V148H34V147H36V145H34V143H32V142H30L31 140H29V138H30V136H31V134H30V130H31V128L29 127V126H27L26 124H24L22 121H20V123H15V124H13L14 126H10L9 125V121L7 122L4 118H6V117H8V115H11V114H19L21 111H24L25 112V110H26V112H28V111H34V109H35V106H36V104H37V102H34V100H33V98L34 97H38V95L40 94L39 92H41V91H39V90H37L35 87H38L37 86V84L39 83V82H41V75L43 76L44 75V77L46 78L47 77V73L48 72H46V69H44L42 66H41V62H39V60L41 61L42 60V63H44L45 61V59L47 58H45V59H43V58H41V54L40 55H38V53H39V51H40V47H42V46H40L42 43L43 44H45L44 42L45 41H48V39L46 40L45 38H47V37H44V35L45 36H47V32H48V30H49V27L47 26V24L44 22V23H42V21H44V20H46L45 19V17H44V15L43 14H41L38 10L40 9ZM44 6V5H43ZM179 6L180 5H178V8H179ZM242 6V5H241ZM256 6L254 7V9L256 8ZM183 7H186V6H183ZM192 7V6H191ZM190 7V8H191ZM202 7V6H201ZM201 7H200V9H201ZM206 7V8H207ZM227 9H226V8ZM237 7V6H236ZM245 7V6H244ZM42 8V7H41ZM212 8V9H213ZM241 8V7H240ZM242 8H243V6H242ZM241 8V9H242ZM252 8V7H251ZM257 8H258V10L257 11H259V6H257ZM44 9V8H43ZM47 9V8H46ZM59 9V10H60ZM186 9H187V7H186ZM195 9V8H194ZM214 9V10H215ZM223 9V10H224ZM236 9V8H235ZM245 9V8H244ZM10 10H12V11H14V16L15 17H10L9 15H8V13H10V14H12L11 12H10ZM45 10V9H44ZM60 10V11H61ZM177 10V9H176ZM175 10V11H176ZM184 10H185V8H184ZM183 10V11H184ZM196 10V9H195ZM203 10V9H202ZM201 10V11H202ZM204 10H205V7H204ZM211 10V9H210ZM239 9L237 8V11H238ZM251 10H253V8L251 9ZM263 10H264V7H263ZM53 11H55V10H53ZM125 11H127V12H130V13H132V15H134V16H140V19L138 20V19H136V17H135V21H132V24L130 23V24H128V23H126L124 20H123V14H124V12ZM190 11V13H191V11L192 10H189ZM198 11H200V10H198ZM209 11V10H208ZM215 11V12H216ZM235 11V10H234ZM240 11V10H239ZM238 11V12H239ZM247 11H249L248 9H247ZM247 11H245V12H247ZM256 11V10H255ZM255 11H252V13L253 12H255ZM42 13H43V10L41 11ZM49 12V11H48ZM47 12V13H48ZM178 12H180V14H182L181 12H182V10H180V11H178ZM187 11H185L184 13H186ZM193 12V11H192ZM203 13H204V11H202ZM202 12H200V13H202ZM237 12V13H238ZM243 12V11H242ZM241 12V13H242ZM262 11H260V13H261ZM189 13V12H188ZM187 13V14H188ZM194 13V12H193ZM193 13H191V15L193 14ZM213 13V12H212ZM249 13H251V12H248V16H249ZM251 13V14H252ZM46 14V13H45ZM54 14V13H53ZM52 14V15H53ZM56 14H58L57 12L55 13V15ZM186 14V15H187ZM195 14V13H194ZM196 14H197V12H196ZM210 14H211V12H210ZM219 14L217 15V16H219ZM222 15H224L223 14V12L221 13ZM228 14H226L227 16H229ZM244 15H245V13H243ZM243 14H241V15H243ZM259 14V13H258ZM262 14H264V13H262ZM49 15H50V12H49ZM52 15H50V16H52ZM59 15V14H58ZM57 15V16H58ZM127 15H129L130 16V14H127ZM173 15V14H172ZM177 15V14H176ZM176 15H175V17H176ZM185 15V16H186ZM188 15H190V14H188ZM190 15V16H191ZM198 15V14H197ZM54 16V15H53ZM171 16V15H170ZM179 16V15H178ZM181 16V15H180ZM184 16V15H183ZM194 16V15H193ZM199 16V15H198ZM205 16V15H204ZM221 16V15H220ZM227 16H224V18L226 17L227 18ZM260 16V15H259ZM48 17V16H47ZM125 17H126V15H125ZM128 17V16H127ZM167 17H168V15H167ZM195 17H197L196 15H195ZM202 17V18H201ZM200 17V19H206V17H203V16H201ZM208 17H212V16H208ZM243 17V16H242ZM253 17H255V16H253ZM252 17V18H253ZM257 17V16H256ZM262 17V16H261ZM261 17H259V19L261 18ZM59 18V17H58ZM61 18V17H60ZM177 18V17H176ZM188 18H189V16H188ZM191 18V17H190ZM215 18V17H214ZM213 18V19H214ZM217 18V17H216ZM220 18V20H221V17H219ZM223 18V19H224ZM246 18V21H247V19H248V17H246V15L244 16V18H242L241 19V21H245V20H243V19H245ZM258 18V17H257ZM51 19V18H50ZM130 19H132V17L130 18ZM129 19V20H130ZM166 19H168V18H166ZM172 19V18H171ZM175 19V18H174ZM179 19H180V17H179ZM185 19H187V18H185ZM185 19H182L181 21H185ZM194 19V17L192 18V20ZM210 19V18H209ZM229 19V18H228ZM52 21H53V17H52V19H51ZM56 20V19H55ZM125 20H127V18H125ZM128 20V21H129ZM160 20V21H159ZM176 21H177V19H175ZM191 20V19H190ZM207 20V19H206ZM225 20H227V19H225ZM235 20H239V18L238 19H235ZM235 20H234V22H235ZM251 20H253V19H251ZM263 20V18L261 19V20H259V21H262ZM48 21L49 22H51L50 20H49V17H48ZM62 20H60V22H61ZM163 21V22H164ZM168 21V20H167ZM180 21V22H181ZM188 21V20H187ZM187 21H186V23H187ZM195 22H196V20H194ZM200 21V20H199ZM233 21V20H232ZM231 20H230V22H232ZM245 21V22H246ZM250 21V20H249ZM248 21V22H249ZM254 21H256V18H255V20ZM58 22V21H57ZM97 22H99L98 24H101L100 26V28H99V26H97L96 24H97ZM177 23V24H180L181 25V23ZM194 22V23H195ZM206 21H204V23H205ZM209 22L213 25L212 27H213V29H210V33L208 34L209 36V39H212V42L213 41H215V40H218L219 39V37L220 38H222V36H223V38H222V40H223V44L226 46H228V44H229V39H227L228 37H227V30H226V32H225V30L221 27V25H222V23L218 20H209ZM224 22V24H226V26L227 25H229L228 23H227V21H223ZM226 22V23H225ZM228 22H229V20H228ZM240 22V21H239ZM245 22H242L243 24H241V25H244V23ZM251 22V21H250ZM253 22V21H252ZM251 22V23H252ZM257 22V21H256ZM48 23V22H47ZM53 23V22H52ZM55 23H56V21H55ZM199 23V22H198ZM201 23H203V21L201 22ZM220 25V26H218V24ZM255 23V22H254ZM188 24V23H187ZM248 24V23H247ZM253 24V23H252ZM252 24L250 25L251 27H253L252 26ZM49 25V24H48ZM51 25V26H50ZM50 27H52L53 25H55L54 23H53V25L50 23ZM95 25L97 26V29H96V27H95ZM167 25V24H166ZM189 25V24H188ZM191 25H192V23H191ZM199 25H200V23H199ZM207 26H208V24H206ZM210 25V24H209ZM234 25V24H233ZM235 25H236V23H235ZM258 25V24H257ZM56 26V25H55ZM59 26H60V24H59ZM59 26H56V27H59ZM71 26H73V25H71ZM78 26V25H77ZM179 26V25H178ZM194 26H195V24H194ZM197 26V25H196ZM201 26H202V24H201ZM206 26V27H207ZM230 26H232V24L230 25ZM54 27V26H53ZM52 27V28H53ZM64 27H62V29L64 28ZM164 27H165V25H164ZM167 27V26H166ZM165 27V28H166ZM174 27V26H173ZM198 27V26H197ZM203 28L205 27L204 25L202 26ZM205 27V28H206ZM224 28H225V26H223ZM238 27H239V25H238ZM243 27V26H242ZM74 28V27H73ZM80 28V27H79ZM168 28V27H167ZM171 27H169V29H170ZM199 28V27H198ZM201 28V27H200ZM204 28V29H205ZM209 28H211V27H209ZM208 28V29H209ZM234 28H236V26H234ZM248 28V27H247ZM250 28V27H249ZM59 29V28H58ZM61 29V30H62ZM75 29V28H74ZM81 29V28H80ZM204 29H202V30H204ZM207 29V28H206ZM232 29V28H231ZM246 28H244V30H245ZM64 30V29H63ZM70 30L71 31H74L71 27H70ZM86 30H84V31H86ZM165 30H167V29H165ZM171 30V29H170ZM185 30H187V29H185ZM195 30V29H194ZM198 30V29H197ZM212 30V31H211ZM249 29H247V31H248ZM52 31H53V29H52ZM68 31V30H67ZM76 31V30H75ZM78 31V30H77ZM209 31V30H208ZM229 31H231L230 29L228 30V32ZM232 31H234V30H232ZM232 31L231 32H229V33H232ZM236 31V30H235ZM252 31V30H251ZM51 32V31H50ZM56 32H58V33H61V32H59V31H56ZM55 32V33H56ZM65 33H67L66 31H64ZM69 32V31H68ZM193 32H195L196 33V30L195 31H193ZM242 32V31H241ZM240 32V35L242 34ZM246 32V30L243 32V33H245ZM54 33V32H53ZM63 33V32H62ZM202 33V32H201ZM228 33V34H229ZM233 33H235V32H233ZM248 33H250L249 34V36H251V32H248ZM248 33H245V35L246 34H248ZM50 34V33H49ZM70 34V33H69ZM72 34V33H71ZM75 34V33H74ZM170 34H171V31H170ZM198 34H200L199 32H198ZM237 34H239V32L237 33ZM55 35V34H54ZM57 35V34H56ZM59 36H60V34H58ZM87 35H88V37H87ZM169 35V34H168ZM171 35H174L173 34V32H172V34ZM170 35V36H171ZM203 36H204V34H202ZM207 35V34H206ZM230 35V34H229ZM233 35V34H232ZM243 35V34H242ZM241 35V36H242ZM50 36V35H49ZM61 36H62V34H61ZM65 36V35H64ZM80 36V35H79ZM78 36V37H79ZM84 36V35H83ZM169 36V37H170ZM178 36H179V38H178ZM234 36V35H233ZM233 36L231 37V38H233ZM237 36V35H236ZM235 36V37H236ZM239 36V35H238ZM255 36V35H254ZM54 37V36H53ZM75 37H76V35H75ZM172 37V36H171ZM174 37V36H173ZM225 37V38H224ZM253 37V36H252ZM251 37V38H252ZM51 38H52V36H51ZM60 38V37H59ZM63 38V37H62ZM60 39L61 41L63 40L64 41V39L66 40V36L64 37V39ZM74 38V37H73ZM174 38H176V37H174ZM204 39H205V37H203ZM237 38V37H236ZM242 38V37H241ZM240 37H239V39H241ZM249 39H250V37H248ZM255 38V37H254ZM45 39V40H44ZM74 39H78V38H74ZM238 39V38H237ZM236 39V40H237ZM238 39V40H239ZM253 39V38H252ZM256 39V38H255ZM254 39V40H255ZM44 40V41H43ZM52 40V39H51ZM55 40V39H54ZM59 40V39H58ZM67 40H66V42H67ZM72 40V39H71ZM80 40V39H79ZM203 40V39H202ZM231 40V39H230ZM247 40V39H246ZM251 40V39H250ZM249 40V41H250ZM253 40V41H254ZM57 41V40H56ZM73 42H76V40H72ZM78 41V40H77ZM205 41V40H204ZM211 41V40H210ZM221 41V40H220ZM241 41V40H240ZM243 41H244V39H243ZM243 41L241 42V44L243 43ZM256 42H257V40H255ZM49 42H50V39H49ZM60 42V41H59ZM239 42V41H238ZM251 42V41H250ZM41 43V44H40ZM48 43V42H47ZM46 43V44H47ZM72 43V44H71ZM77 43H79V42H77ZM221 43H222V41H221ZM230 43H232V42H230ZM252 43V42H251ZM49 44V43H48ZM56 43L54 42V45L52 44V46L54 47V46H56L55 45ZM205 44V43H204ZM208 44V43H207ZM211 44V43H210ZM216 44H217V42H216ZM240 44V45H241ZM246 44V43H245ZM249 44V43H248ZM59 45H60V43H59ZM75 45H76V43H75ZM212 45V44H211ZM239 45V44H238ZM247 45V44H246ZM201 47H203L204 48V46H206V45H204V46H202V44L200 45ZM208 46V45H207ZM207 46H206V48H205V50L207 49ZM210 46V45H209ZM217 46V45H216ZM47 47H49L48 45H47ZM57 47V49H58V45L56 46ZM62 47V46H61ZM64 47V46H63ZM63 47H62V49L60 48V50H62L61 51V54H62V52H63ZM79 47V46H78ZM84 47H85V49L88 51V49L89 50H91L90 51V58L89 57H87V58H85V54H86V51H85V49H84ZM213 47H215V45L213 46ZM212 47V48H213ZM217 47H219V46H217ZM220 47H221V45H220ZM222 47H224V46H222ZM231 47H232V44H231ZM246 47V46H245ZM253 47V46H252ZM55 48V47H54ZM130 48H137L138 50H136V54L134 55H126V54H129L128 52H127V50L128 49H130ZM203 48H202V50H203ZM228 48H230V47H228ZM254 48V47H253ZM42 49H46V46L45 47H43ZM48 49V48H47ZM46 49V50H47ZM53 49V48H52ZM56 49V50H57ZM201 49V48H200ZM200 49L198 50V51H200ZM215 48H213V50H214ZM221 50H222V48H220ZM224 49H225V47H224ZM232 49V48H231ZM245 49V48H244ZM48 50H50V49H48ZM59 49H58V51H60ZM196 50V49H195ZM201 50V51H202ZM211 50V47H210V49H209V51ZM215 50H217V49H215ZM214 50V51H215ZM227 51H228V49H226ZM248 50V49H247ZM247 50H244V51H247ZM51 51V50H50ZM208 51V50H207ZM242 51H243V49H242ZM66 52H65V55H66ZM75 52H77L79 55H77ZM89 52V51H88ZM135 52V51H134ZM203 52V51H202ZM211 52V51H210ZM216 52H218V51H216ZM221 52V51H220ZM228 52H230V51H228ZM233 52V51H232ZM253 52H254V50H253ZM41 53V52H40ZM53 53H57V52H53ZM60 53V52H59ZM213 53V52H212ZM215 53V52H214ZM214 53H213V55H214ZM231 53V52H230ZM229 53V54H230ZM242 53V52H241ZM247 53V52H246ZM248 53H252L251 52V50H250V52H248ZM43 54V53H42ZM76 54V55H75ZM132 54V53H131ZM197 54V53H196ZM198 54H200V52L198 53ZM210 54V53H209ZM222 54V53H221ZM224 54V53H223ZM226 54H228V53H226ZM228 54V55H229ZM244 54V53H243ZM256 54V53H255ZM254 54V55H255ZM43 55H45V54H43ZM57 55V54H56ZM59 56H61V57H63L62 55H60V54H58ZM69 55L67 56V57H69ZM88 55V54H87ZM123 55L125 56V58L123 57ZM203 55V54H202ZM218 55V54H217ZM233 55H234V53H233ZM238 55H240V54H237V57H238ZM246 56H247V54H245ZM38 56H40V59H39V57ZM46 56V55H45ZM219 56V55H218ZM241 56H242V54H241ZM253 56V55H252ZM43 57V56H42ZM122 57L124 58V59H122ZM208 56H206L205 58H207ZM243 57H244V55H243ZM249 57V56H248ZM257 57V56H256ZM256 57H254V58H256ZM70 58V57H69ZM89 58V59H88ZM122 59V62L120 63V62H117L116 61V63H113V62H115V60L116 59ZM224 58V57H223ZM235 58V57H234ZM233 58V59H234ZM250 58H252V57H250ZM65 59H67V58H65ZM126 59V60H125ZM241 59L242 58H240L239 60H240V62L242 63V61H241ZM67 60H71V59H67ZM226 60V59H225ZM230 60V59H229ZM229 60H226V61H229ZM236 60H238V59H236ZM248 60V59H247ZM246 60V58H245V61H247ZM254 61H256V59H253ZM73 61V60H72ZM119 61V60H118ZM121 61V60H120ZM231 61H232V59H231ZM244 61V62H245ZM250 61H252V60H250ZM257 61H258V58H257ZM49 62V61H48ZM65 62V61H64ZM68 62V61H67ZM264 62V61H263ZM47 63V62H46ZM46 63H45V65H46ZM72 63H74V62H70V64H72ZM118 63H120V64H118ZM227 63H229V62H227ZM238 62H236V64H237ZM241 63H239V65L241 64ZM251 63V62H250ZM256 63V62H255ZM259 63H261L260 61H259ZM49 64H50V62H49ZM48 64V65H49ZM56 65V63L54 62L53 63V66H55ZM62 64V63H61ZM67 64V63H66ZM113 64L115 65V64H118L117 65V67L119 68V70H117V67L116 68H113ZM230 64V63H229ZM233 65L235 64V63H232ZM244 64V63H243ZM72 65H74V64H72ZM96 65V66H95ZM228 65V64H227ZM242 65V64H241ZM240 65V66H241ZM246 65H247V62H246ZM251 65V67L253 68L254 67V63H253V65H252V63L250 64ZM249 65V66H250ZM44 66V65H43ZM57 66V65H56ZM74 66V67H75ZM116 66V65H115ZM242 66H244V65H242ZM264 66V65H263ZM45 67H47V66H45ZM58 67H60V66H58ZM65 67V66H64ZM71 67V66H70ZM74 67H71V69H73ZM97 67V68H98ZM233 66H231V68H232ZM247 67V66H246ZM259 67V66H258ZM53 68V67H52ZM57 67H55V70H57L56 69ZM62 68V67H61ZM67 68V67H66ZM96 68V69H97ZM230 68V67H229ZM244 68V67H243ZM251 68V69H252ZM64 69V68H63ZM69 69V68H68ZM250 69V68H249ZM256 69H258V68H255V70ZM261 69H263L262 67H261ZM49 70V69H48ZM75 70V69H74ZM101 70V71H102ZM234 70V69H233ZM58 71V70H57ZM56 71V72H57ZM60 71V70H59ZM70 72H72V70H69ZM77 71V70H76ZM79 71V72H78ZM77 72L78 73H80L81 74V71L80 70H78ZM53 72H55L54 70H53ZM63 71L61 70V73H62ZM68 72V71H67ZM66 71L64 72V74L65 73H67ZM74 72V71H73ZM104 72V71H103ZM259 72H260V70H259ZM262 72V71H261ZM51 72H49V74H50ZM60 73V74H61ZM77 73V74H78ZM128 73H130V74H128ZM255 73H256V71H255ZM258 73V72H257ZM257 73H256V75H257ZM57 74H59V72L58 73H56L55 74V76L57 75ZM59 74V75H60ZM69 74V73H68ZM74 74V73H73ZM79 74V75H80ZM109 74V73H108ZM227 74H229V73H227ZM262 74V73H261ZM51 75H53V74H51ZM58 75V76H59ZM63 75V74H62ZM82 75V74H81ZM264 75V74H263ZM54 76V75H53ZM57 76V77H58ZM74 76V75H73ZM73 76H71V77H73ZM75 76H76V73H75ZM74 76V77H75ZM82 76H84V74L82 75ZM100 76V75H99ZM104 76V75H103ZM225 76H227V75H225ZM60 77H61V75H60ZM67 77H69V76H67ZM70 77V79H73L72 81H69V78L67 79L65 76L63 77H61L60 79H58V83H60V86L62 85L63 86V88L65 87L66 89H68V90H66V91H70V90H76V92L74 93V91H72L75 95L76 94H78V91H77V89H81V86L80 85H84L82 82H81V84L79 85V84H77V82L74 80V78H71ZM80 77V76H79ZM102 76H100V78H101ZM109 77V76H108ZM229 78H230V76H228ZM44 78V79H45ZM104 78V77H103ZM102 78V79H103ZM106 78L107 77H105V81H106ZM43 79V78H42ZM48 79V78H47ZM79 79V78H78ZM109 79H111V78H108L107 79V81H109ZM224 79H225V77H224ZM223 79V80H224ZM228 79V78H227ZM98 80H100L101 81V79H98ZM217 80V79H216ZM222 80V79H221ZM226 80V79H225ZM43 81H45V80H43ZM49 81V80H48ZM80 81V80H79ZM111 81V80H110ZM114 81V80H113ZM226 81H229V80H226ZM46 82V81H45ZM53 82V81H52ZM114 82H116V79H115V81ZM218 82H220V81H218ZM223 82V81H222ZM101 83V82H100ZM108 82H105L104 84H107ZM113 83V82H112ZM112 83H109V84H111V86L113 85ZM117 83V82H116ZM115 83V84H116ZM228 82H226V84H227ZM45 85V83H43L42 82V84L41 85ZM46 84H47V82H46ZM55 84V83H54ZM90 84H89V87H90ZM114 84V85H115ZM223 85H224V83H222ZM34 85H36L35 87H34ZM44 85H43V87H44ZM218 85H220V83L218 84ZM228 85V84H227ZM48 86V85H47ZM52 86V85H51ZM95 86H96V84H95ZM97 86H102L101 84L99 85V82H98V85ZM104 86V85H103ZM102 86V87H103ZM117 86V85H116ZM222 86V85H221ZM40 87V86H39ZM38 87V88H39ZM43 87H42V89H43ZM59 87V86H58ZM57 87V88H58ZM77 87V88H76ZM86 87H87V85H86ZM101 87V88H102ZM109 87V86H108ZM107 87V88H108ZM114 87V86H113ZM112 87V88H113ZM228 87H229V85H228ZM48 88V87H47ZM54 88V87H53ZM53 88H51V89H53ZM62 88V87H61ZM92 88V87H91ZM91 88H89V89H91ZM97 88V87H96ZM112 88H110V90L112 89ZM115 88V87H114ZM114 88L112 89V90H114ZM117 88H115V90H117ZM225 88V87H224ZM49 89H50V86H49ZM50 89V90H51ZM70 89V90H69ZM105 89H106V87H105ZM220 89H222V88H220ZM229 89V88H228ZM232 89V88H231ZM41 90V89H40ZM62 90V89H61ZM65 90H63L64 92H65ZM93 90V89H92ZM94 90H96V92H97V90H99L98 88L97 89H94ZM93 90V91H94ZM224 90V89H223ZM222 90V91H223ZM39 91V92H38ZM45 91H47L46 90V87H45ZM44 91V92H45ZM55 91V90H54ZM82 91V90H81ZM100 91H104L103 92V95H104V93H106V91L105 90H103V88H102V90H100ZM100 91H99V93H100ZM118 91V90H117ZM220 91V90H219ZM242 91V90H241ZM241 91L239 92V90H238V92L239 93H241ZM47 92H53V91H47ZM63 92V95H61L60 94V92H59V94H60V98H61V96L63 97L64 95H65V93ZM85 92V91H84ZM95 92V91H94ZM112 92V91H111ZM114 92V91H113ZM46 93V92H45ZM50 93H47V95L48 94H50ZM70 93H71V91H70ZM79 93H80V91H79ZM87 93V92H86ZM90 93V92H89ZM102 93V92H101ZM108 93H110L109 92V90H108ZM116 93V92H115ZM219 93V92H218ZM225 93V92H224ZM243 93V92H242ZM32 94V95H31ZM55 94H56V92H55ZM69 93H67V95H68ZM72 94V93H71ZM70 94V95H71ZM111 94H113V93H111ZM116 94H118V93H116ZM31 95V96H30ZM42 95H43V93H42ZM100 95V94H99ZM107 95V94H106ZM109 95V94H108ZM107 95V96H108ZM215 95V94H214ZM218 95V94H217ZM53 96H55V95H53ZM52 96V97H53ZM57 96H58V94H57ZM76 96H78V95H76ZM93 96V95H92ZM107 96H105V97H102L103 99L104 98H106ZM111 96V95H110ZM114 95H112V97H113ZM223 96V95H222ZM244 98H246L245 97V95L243 94L242 95ZM241 96V98H243ZM41 97V96H40ZM42 97H44V96H42ZM68 96H66V98H67ZM70 97V96H69ZM75 97V96H74ZM218 97V96H217ZM220 97V96H219ZM59 98V99H60ZM64 98V97H63ZM72 98V97H71ZM94 98V97H93ZM101 98V99H102ZM115 98H117V97H115ZM37 99V98H36ZM74 99V98H73ZM102 99V100H103ZM108 99H110V97L108 96ZM107 99V100H108ZM221 99V97L219 98V100ZM247 99V98H246ZM245 99V100H246ZM40 100H41V98H40ZM55 100H56V98H55ZM67 100V99H66ZM70 100V99H69ZM68 100V101H69ZM77 99H76V97H75V101H76ZM101 100V101H102ZM106 99H104V101H107ZM226 100V99H225ZM230 100V99H229ZM235 100V99H234ZM233 99H232V101H234ZM238 100H240V98L238 99ZM243 100V99H242ZM39 101V100H38ZM51 101V100H50ZM74 101V102H75ZM109 101V100H108ZM107 101V102H108ZM111 101V100H110ZM113 101H115V99L113 98ZM118 101V100H117ZM227 101V100H226ZM48 102V101H47ZM66 102V101H65ZM72 102V101H71ZM78 102V101H77ZM107 102H104V103H107ZM112 102V101H111ZM237 102V101H236ZM44 103V102H43ZM76 103V102H75ZM81 102H79L78 104H80ZM237 103H239L240 104V102H237ZM244 103H245V101H244ZM45 104V103H44ZM68 104H69V102H68ZM77 104V103H76ZM109 104V103H108ZM224 104V103H223ZM232 104H234V102L232 103ZM242 104V103H241ZM70 105V104H69ZM106 105V104H105ZM111 105H113V104H111ZM234 105H236V103L234 104ZM233 105V106H234ZM243 106H242V108L244 107V104H242ZM38 106H40V104L38 105ZM71 106V105H70ZM72 106H73V108H75L74 106H75V104H73V102H72ZM78 106V105H77ZM109 106H110V104H109ZM113 106H115V105H113ZM46 107V106H45ZM81 107V106H80ZM100 107V106H99ZM232 107V106H231ZM236 107H237V105H236ZM69 108H71V107H69ZM68 108V109H69ZM72 108V109H73ZM78 108V107H77ZM68 109H67V111H68ZM231 109V108H230ZM36 110V109H35ZM77 110V109H76ZM125 110H126V112H125ZM250 110V109H249ZM248 109H247V111H249ZM51 111V110H50ZM69 111H71V110H69ZM130 111V110H129ZM226 111V110H225ZM251 111V110H250ZM249 111V112H250ZM34 112H36V111H34ZM86 112V111H85ZM133 112V111H132ZM131 112V113H132ZM29 113V112H28ZM72 115H74L72 112H70ZM130 113V114H131ZM140 113H139V115H140ZM23 113L21 112V115H22ZM36 114H38V113H36ZM50 114H51V112H50ZM78 114V113H77ZM117 114V113H116ZM115 114V115H116ZM129 114V115H130ZM134 114V113H133ZM147 114V115H148ZM26 115H27V113H26ZM41 115V114H40ZM82 115V114H81ZM138 115V116H139ZM202 115H208L209 117H210V122L211 123H213V126H216V127H219V128H216L217 130H214V129H212V127L210 128L209 126H207V127H205V128H203V127H200L199 126V124L198 123H200L199 122V120H200V118L202 117ZM223 115V114H222ZM25 116V115H24ZM28 116H29V114H28ZM33 116H35V115H33ZM37 116V115H36ZM43 115H41V117H42ZM47 116V115H46ZM78 116H79V114H78ZM83 116V115H82ZM131 116V115H130ZM133 116V115H132ZM137 116V115H136ZM135 116V117H136ZM207 116V117H208ZM15 117V116H14ZM22 117V116H21ZM30 117H31V114H30ZM75 117V116H74ZM73 117V119H75ZM77 117V116H76ZM141 117V116H140ZM142 117H146V115H144V116H142ZM205 117V116H204ZM223 117V116H222ZM9 118V117H8ZM35 118V117H34ZM38 118V117H37ZM44 118V117H43ZM42 118V119H43ZM48 118V117H47ZM51 118L52 117H50V119H49V121H51ZM69 118V117H68ZM116 118H117V116H116ZM148 118V117H147ZM10 119V118H9ZM13 119H15V118H13ZM20 119V118H19ZM18 119V120H19ZM24 119V118H23ZM45 119V118H44ZM55 119V118H54ZM145 120H146V118H144ZM144 119L143 118H140L139 119V121L141 120L142 122L144 121ZM204 119V118H203ZM232 119V118H231ZM242 119V118H241ZM36 120L37 119H30L29 120V122H31L32 123V125H38V121L36 122ZM70 120V119H69ZM71 120H72V118H71ZM133 120V119H132ZM136 120V119H135ZM135 120H134V122H135ZM15 121H17V120H15ZM43 121V120H42ZM46 121V120H45ZM75 121V120H74ZM73 121V122H74ZM100 121V120H99ZM115 121V120H114ZM204 120H202V122H203ZM208 121V120H207ZM18 122V121H17ZM28 122V123H29ZM70 122V121H69ZM201 122V123H202ZM209 122V123H210ZM13 123V122H12ZM44 123H46V122H44ZM47 123H49L50 124V122H47ZM114 123V122H113ZM113 123H112V126H113ZM137 123V122H136ZM136 123H134V124H136ZM145 123V122H144ZM144 123H141V124H144ZM147 123H145V124H147ZM200 123V124H201ZM207 123V122H206ZM30 124V123H29ZM40 124V123H39ZM69 124V123H68ZM68 124H67V126H68ZM100 124V123H99ZM116 124V123H115ZM198 124V125H197ZM215 124V125H214ZM40 125H42L43 126V124H40ZM54 125V124H53ZM102 125V124H101ZM139 125V124H138ZM211 125V124H210ZM51 126V125H50ZM57 126V125H56ZM142 126V125H141ZM140 125L139 126H135L136 128L137 127H140L141 129H143L142 127H141ZM146 126V127H147ZM212 126V125H211ZM37 127V126H36ZM39 127V126H38ZM41 127V126H40ZM54 127V126H53ZM97 127V126H96ZM146 127H145V129H146ZM149 127V128H150ZM35 128V127H34ZM50 128V127H49ZM111 128V127H110ZM113 128V127H112ZM130 128V127H129ZM133 128H131L132 130H134V132H135V130L136 129H133ZM149 128H148V130H149ZM40 129V128H39ZM71 129V128H70ZM114 129V128H113ZM139 129V128H138ZM137 129V130H138ZM145 129H144V131L143 132H145ZM38 130V129H37ZM47 130H49L48 129V127H47ZM47 130H45V128L43 127V128H41V132L43 131V133L46 131L47 132ZM56 130V129H55ZM65 130V129H64ZM112 130V129H111ZM115 130V129H114ZM114 130H113V132H114ZM129 130V129H128ZM39 131V130H38ZM50 131H52V129L51 130H49V132ZM54 131V130H53ZM72 131V130H71ZM151 131V130H150ZM155 131V132H156ZM48 132V133H49ZM66 132V131H65ZM84 132H86L85 130H83V133ZM110 132V131H109ZM126 132H127V130H126ZM139 131H136V133H138ZM142 132V133H143ZM147 132V131H146ZM152 132V131H151ZM159 132V131H158ZM221 132V134L220 135H218L216 138H211V135H216V134H219ZM40 133V132H39ZM42 133V134H43ZM48 133H46V134H48ZM51 134H52V132H50ZM49 133V134H50ZM57 133V132H56ZM87 133V132H86ZM85 133V134H86ZM130 133V132H129ZM135 133V134H136ZM154 133V132H153ZM161 133V132H160ZM41 134V136H43ZM59 133H57V135H58ZM69 134V136H71L70 135V133H68ZM85 134H82V135H84L85 136ZM116 134V133H115ZM117 134H118V132H117ZM116 134V135H117ZM140 134V133H139ZM2 135V134H1ZM37 135H38V133H37ZM60 135V134H59ZM62 135V134H61ZM64 135V134H63ZM66 136H67V134H65ZM112 135L113 136H115L114 134H110V137H112ZM141 135V134H140ZM156 135H157V133H156ZM161 135L163 136V134L161 133ZM161 135H157V136H161ZM2 136H4V135H2ZM2 136L0 137V139L2 138ZM6 136V135H5ZM54 136V135H53ZM54 136V137H55ZM79 136H81V135H79ZM128 136V135H127ZM139 136V135H138ZM142 136H144V135H142ZM155 136V135H154ZM161 136V137H162ZM40 137V136H39ZM54 137H52V138H54ZM55 137V138H56ZM86 137H90V136H86ZM161 137H160V139H161ZM184 137V139H181V138H183ZM4 138V137H3ZM8 138V137H7ZM34 138H35V136H34ZM68 138V137H67ZM69 138H71V137H69ZM72 138H73V136H72ZM74 138H76V137H74ZM85 138V137H84ZM83 138V139H84ZM124 138H125V140H124ZM162 138H166V137H162ZM5 140H6V138H4ZM40 139V138H39ZM91 139V138H90ZM115 139H117V138H115ZM144 139H145V136H144ZM157 139L158 138H156V141H157ZM3 140V139H2ZM94 140V139H93ZM108 140V139H107ZM110 140V139H109ZM108 140V141H109ZM164 140H166V139H164ZM168 141H167V143H169V138L167 139ZM4 141V140H3ZM76 141H77V139H76ZM78 141H79V139H78ZM87 141V140H86ZM85 141V142H86ZM89 141H91V140H89ZM89 141H87V142H89ZM112 141V140H111ZM116 141V140H115ZM159 141V140H158ZM227 141V140H226ZM107 142V141H106ZM110 142V141H109ZM114 142V141H113ZM127 142V141H126ZM125 142V143H126ZM161 142H163V143H161V145H163L164 144V142H165V146H166V141H163V139L161 140ZM194 142V143H195ZM1 143H3V142H1ZM9 143V145H10V142H8ZM79 143V142H78ZM77 143V144H78ZM97 143V142H96ZM96 143H95V145H96ZM99 143V142H98ZM158 143V142H157ZM226 143H228V142H226ZM262 143V142H261ZM80 144L82 145L83 143L82 142H80ZM85 144V143H84ZM109 144V143H108ZM111 145H113L112 143H110ZM127 144V143H126ZM193 144V143H192ZM196 144V143H195ZM12 145V144H11ZM89 145V144H88ZM105 145V144H104ZM110 145V147H112L113 148V146L115 145H113V146H111ZM170 145V144H169ZM175 145V144H174ZM183 145V146H184ZM227 145V144H226ZM225 145V147L226 148H228V146H226ZM253 145H255L256 146V144H254L253 143ZM260 144H258L257 146H259ZM1 146H2V144H1ZM4 146V145H3ZM2 146V147H3ZM6 146H8L7 145V143H6ZM77 146H79V145H77ZM87 146V145H86ZM97 146V145H96ZM164 146V147H165ZM182 146V147H183ZM202 146V145H201ZM204 146V145H203ZM224 146V145H223ZM231 146V145H230ZM229 146V147H230ZM254 146V147H255ZM93 147H94V145H93ZM106 147V146H105ZM109 147V148H110ZM119 147V146H118ZM172 147V145L170 146V148ZM9 148V147H8ZM11 148H12V146H11ZM38 148V147H37ZM95 148H97V147H95ZM103 148V147H102ZM112 148H110L109 149V152H110V150L112 149ZM126 148V147H125ZM177 149H178V146L176 147ZM185 148H187V147H185ZM208 148V147H207ZM206 148V149H207ZM221 148V147H220ZM219 148V149H220ZM223 148V147H222ZM242 148V149H243ZM251 148H253L252 146H251ZM256 148V147H255ZM5 149V148H4ZM10 149V148H9ZM14 149V148H13ZM76 149H78L77 147H76ZM84 149V148H83ZM85 149H87V148H85ZM115 149V148H114ZM218 148H216V150H217ZM225 149V148H224ZM223 149V151H225ZM258 149V148H257ZM260 149H262L261 147H260ZM93 150H94V148H93ZM92 147H91V151H90V149H89V153L92 155V157H93V160H94V162H96V163H98V164H101L102 165V163H103V161L104 160H106L107 158H108V156H107V158H106V154H109L108 152L105 154V156H104V154H99V153H97L96 152V154L95 155H93V153H92ZM97 150V149H96ZM98 150H99V148H98ZM183 150H184V148H183ZM182 150V151H183ZM204 150H205V148H204ZM244 150V149H243ZM254 150V149H253ZM16 151V150H15ZM17 151H19V150H17ZM24 151V150H23ZM103 151H105L104 149H103ZM106 151H108V147H107V150ZM114 151V150H113ZM185 151H187V150H185ZM184 151V152H185ZM203 151V150H202ZM208 151V150H207ZM226 151H227V149H226ZM224 152L225 154L226 153H229V152ZM231 151V150H230ZM247 151V150H246ZM260 151V150H259ZM257 152V153H262L263 151L261 150V152ZM83 152H85V151H83ZM100 153H101V151H99ZM119 152H121V151H119ZM191 152V151H190ZM193 152V151H192ZM195 152V151H194ZM206 152V151H205ZM205 152H201V153H203V155L205 154ZM217 152V151H216ZM216 152L214 153V154H216ZM219 152V151H218ZM218 152H217V154H218ZM251 152H253V151H251ZM251 152L249 153L251 156L253 155V153L251 154ZM14 153H16V152H14ZM19 153V152H18ZM21 153V152H20ZM24 153V152H23ZM22 153V154H23ZM82 153V152H81ZM80 153V154H81ZM88 153V154H89ZM95 153V152H94ZM170 153V152H169ZM181 153V152H180ZM183 153V152H182ZM188 153H189V151H188ZM200 153V152H199ZM200 153V154H201ZM207 153H209V152H207ZM256 153V152H255ZM256 153V154H257ZM77 154V153H76ZM75 154V155H76ZM89 154V155H90ZM112 154V153H111ZM111 154H110V156H111ZM185 154H186V152H185ZM211 154V153H210ZM209 154V155H210ZM213 154V155H214ZM255 154V155H256ZM24 155V154H23ZM51 155H49L48 154V156L50 157ZM55 155V156H56ZM78 155V154H77ZM84 155V154H83ZM202 154H201V156H203ZM12 156V157H11ZM18 157H20L21 156V154H20V156L19 155H17ZM46 156V155H45ZM52 156H51V159H53L52 158ZM80 156V155H79ZM86 156V155H85ZM151 156V155H150ZM170 156H173V155H170ZM211 156V155H210ZM209 156V157H210ZM16 157V156H15ZM18 157H17V159H18ZM22 157V156H21ZM44 157V156H43ZM77 157V156H76ZM91 157V158H92ZM204 157V156H203ZM212 157V156H211ZM262 157V156H261ZM22 158H24V157H22ZM27 158V157H26ZM33 158V157H32ZM45 158V157H44ZM78 158V157H77ZM76 158V159H77ZM90 158V159H91ZM173 158V157H172ZM208 158V157H207ZM258 158H259V156L256 158V160L258 161ZM29 159V158H28ZM31 159V158H30ZM36 159V160H37ZM74 159V158H73ZM86 159H87V157H86ZM108 159H110V158H108ZM262 159H263V162H264V157H262ZM27 160V159H26ZM46 160H48L47 158H46ZM75 160V159H74ZM80 159H78V160H76V162L77 161H79ZM89 160V159H88ZM92 160V161H93ZM111 160V159H110ZM21 161H24L23 159H21ZM38 161V160H37ZM36 161V162H37ZM42 161H43V159H42ZM52 161V160H51ZM51 161H49V162H51ZM59 160H58V162H60ZM234 161V160H233ZM253 161H255V160H253ZM257 161H255V162H257ZM260 161V160H259ZM16 162V161H15ZM20 162V161H19ZM25 162V161H24ZM35 162V163H36ZM40 162V161H39ZM47 162V161H46ZM57 162V161H56ZM81 162V161H80ZM79 162V163H80ZM83 162V161H82ZM85 162H86V160H85ZM26 163H28V162H26ZM31 163H32V161H31ZM42 163V162H41ZM48 163V162H47ZM52 163V162H51ZM51 163H49V165H51ZM54 163V162H53ZM88 164H89V161L87 162ZM91 163V162H90ZM95 163V164H96ZM107 163V162H106ZM111 163V162H110ZM22 164V163H21ZM38 163H36L35 164V166L34 167H36V166H38L37 165ZM76 164V163H75ZM92 164V163H91ZM256 164V163H255ZM16 165V164H15ZM18 165H19V163H18ZM32 165V164H31ZM42 165V164H41ZM47 165V164H46ZM56 165V164H55ZM57 165H58V163H57ZM82 165V164H81ZM84 165H86V164H83V166ZM105 165L106 164H104L103 166L105 167ZM156 166H157V164H155ZM160 165V164H159ZM40 166V165H39ZM43 166V165H42ZM41 166V167H42ZM52 166H54V165H52ZM58 166H60V163H59V165ZM57 166V167H58ZM87 166V165H86ZM95 166V165H94ZM28 167V166H27ZM32 166H30V168H31ZM45 167V166H44ZM82 167V166H81ZM85 167V166H84ZM83 167V168H84ZM89 167H91V166H88V168ZM102 167V166H101ZM111 167V166H110ZM109 167V168H110ZM160 166H158V168H159ZM164 167V166H163ZM162 167V168H163ZM166 167V166H165ZM196 167V166H195ZM16 168V167H15ZM20 168H23V166L22 167H20ZM33 168V167H32ZM37 168V167H36ZM45 168H47V167H45ZM49 168H50V166H49ZM48 168V169H49ZM60 168V167H59ZM77 168V167H76ZM79 168V167H78ZM87 168V169H88ZM103 168V167H102ZM149 168V167H148ZM156 167H154V169H155ZM157 168V169H158ZM60 169V170H61ZM92 169V168H91ZM97 169V168H96ZM160 169V168H159ZM159 169H158V171H159ZM22 170H24V169H22ZM26 170H27V168H26ZM32 170H34V169H32ZM32 170H30V171H32ZM37 170V169H36ZM51 170V169H50ZM57 170V169H56ZM80 170V169H79ZM83 170H85V168L83 169ZM89 170H90V168H89ZM106 170V169H105ZM164 170V169H163ZM166 170V169H165ZM197 170L199 171V168H197ZM62 171V172H63ZM87 171V170H86ZM21 172H24V171H21ZM20 172V173H21ZM44 172V171H43ZM80 172V171H79ZM84 172V171H83ZM82 172V173H83ZM87 172H89V171H87ZM86 172V174H88ZM155 172H156V170H155ZM166 172H167V170H166ZM169 172V171H168ZM201 172V171H200ZM19 173V174H20ZM31 173V172H30ZM36 173V172H35ZM164 173H165V171H164ZM22 174V173H21ZM24 174V173H23ZM38 174V173H37ZM84 174H85V172H84ZM95 174H97V173H95ZM167 174V173H166ZM16 175V174H15ZM91 175V174H90ZM89 175V176H90ZM94 175V174H93ZM154 175H156V174H154ZM163 175V174H162ZM161 175V173H160V175H157V177H156V179L157 178H160V176H162ZM168 175H170V172H169V174ZM25 176V175H24ZM102 175H100V177H101ZM148 176V175H147ZM146 176V177H147ZM151 176V175H150ZM159 176V177H158ZM165 176V175H164ZM171 176L172 175H170V179H168L169 178V176H168V178L167 179H161L162 180V182H164V180H168L169 182L167 183H165L164 182V184L162 183H160V185H161V187L160 186H157V187H159L160 189H159V191H157L156 190V192H160L158 195H160V196H162L163 197V194L166 196H176V195H174L173 193V195L171 194V195H168L169 194V192L171 191L170 189H172V186H173V184L171 185L170 183L172 182H170V180H171ZM17 177V176H16ZM61 177H62V175H61ZM95 177H98V176H95ZM128 177H130V176H128ZM149 177V176H148ZM152 177V176H151ZM150 177V178H151ZM16 180H15V179ZM19 178V177H18ZM78 178H80V177H78ZM87 178V177H86ZM101 178H103V177H101ZM139 178V177H138ZM164 178V177H163ZM166 178V177H165ZM174 177H172V179H173ZM61 179V180H60ZM65 179V180H66ZM135 179H137L136 177H135ZM143 179V178H142ZM153 179V178H152ZM175 179V178H174ZM99 180V179H98ZM146 179H144V180H142V181H140V179L138 180H133V179H128V180H124V182L122 183L123 184V189L121 188V186H120V188L122 189L121 191L123 192V190H125V193H126V195H127V197H125V196H122L121 195V197H122V199L123 198H125V199H127V201L129 202V204H131L130 206H133L135 209H136V212L138 213V215H136V216H139V213H140V216L139 217H141V215H142V220L140 221L141 223H142V221H144L143 219V217H145V219L146 220H148V219H150V218H152V217H150V216H152V214L154 213V214H157V213H159V214H161V217L160 218H163L164 217V220H166V219H168V220H170L169 218H172V220L173 219H175V217H182V218H185L186 220H188L189 222H190V225L192 224V226H194V227H196V225L198 224V219H196L195 217H193V218H190L188 215H187V213H186V211H184V210H181V208L180 209H175V210H173V209H171V210H166V209H164L165 207L166 208H168L167 207V205L166 206H164L163 207V205L164 204H166V200H165V203H163L164 202V199H166V198H162V200H163V202H159V201H155L154 203H153V201L155 200H153L152 202L150 201V203H151V205H146V204H144V201H146V203L148 202V200H149V197H148V200H147V197H146V192H149V191H146V190H144L143 189V183L142 182H144ZM147 180H150L149 178L147 179ZM158 180V179H157ZM44 181H46V182H48L47 183V186L46 185H44V189L42 190H40L39 189V187H40V185H41V187L43 186L42 185V182H44ZM151 181V180H150ZM150 181H148V182H150ZM155 181V180H154ZM158 181H160V180H158ZM91 182H92V180H91ZM94 182V181H93ZM99 182V181H98ZM174 182H176V180L174 181ZM173 182V183H174ZM77 183V182H76ZM75 183V184H76ZM159 183H157V184H159ZM94 184V183H93ZM96 184V183H95ZM98 184V183H97ZM121 184V183H120ZM144 184H147V182H145ZM151 184V183H150ZM156 184V185H157ZM251 184H252V182H251ZM253 184H254V182H253ZM101 185V184H100ZM255 185V184H254ZM76 186V185H75ZM102 186V185H101ZM147 186H150V185H147ZM155 186V185H154ZM174 186H175V184H174ZM173 186V187H174ZM40 187V188H41ZM144 187H146V186H144ZM156 187V186H155ZM171 187V188H170ZM73 188V187H72ZM93 188H95V186H93ZM96 188H98V187H96ZM101 188V187H100ZM100 188H98V189H100ZM148 188V187H147ZM154 188V187H153ZM152 188V189H153ZM75 189H76V187H75ZM142 189L144 190V191H146L145 192V200H143L144 198H142V199H138L137 197L135 198V196L132 194V192L134 191V193H135V191L136 192H139L140 193V191H142ZM149 189V188H148ZM150 189H151V187H150ZM149 189V190H150ZM96 190V189H95ZM101 190V189H100ZM154 190V189H153ZM71 191V190H70ZM28 192V191H27ZM30 192V191H29ZM94 192H96V191H94ZM97 192H99V191H97ZM153 191H151V196H152V193ZM197 191H192L191 192V194L190 195H187L186 197L188 198V196H189V198L192 196V195H197V193H196ZM68 193H70V192H68ZM142 193V192H141ZM140 193V194H141ZM144 193V192H143ZM154 193H155V191H154ZM171 193V192H170ZM60 194H61V196H60ZM121 194H124V193H121ZM138 194V193H137ZM148 194V193H147ZM125 195V194H124ZM157 195V194H156ZM39 196V197H40ZM64 196V195H63ZM70 196V195H69ZM69 196H67V197H69ZM139 196H141V197H143L142 195H139ZM148 196H150V195H148ZM150 196V197H151ZM154 196V198H155V194L153 195ZM152 196V197H153ZM230 197V196H229ZM157 198H159L158 196H157ZM188 198V199H189ZM16 199V198H15ZM67 199V198H66ZM174 199V198H173ZM176 199V198H175ZM43 200H44V198H43ZM47 200V201H48ZM64 200H65V196H64ZM177 200V199H176ZM178 200H179V198H178ZM190 200V199H189ZM193 200V199H192ZM15 201V200H14ZM12 202V205H14V206H16L15 205V202ZM17 201V200H16ZM24 201V200H23ZM46 201V202H47ZM63 201V200H62ZM123 200H121V202H122ZM161 201V200H160ZM195 201V200H194ZM193 201V202H194ZM58 202V203H59ZM64 202H66V201H64ZM176 202V201H175ZM206 203H207V200L205 201ZM48 203V202H47ZM62 203V202H61ZM60 203V204H61ZM125 203V202H124ZM124 203H122V204H124ZM127 203V202H126ZM149 203V204H150ZM163 203V204H162ZM191 203H192V201H191ZM206 203H205V205H206ZM17 204V203H16ZM20 204V206H22L21 205V203H19ZM18 204V205H19ZM52 204V203H51ZM50 204V205H51ZM63 204V203H62ZM128 204V203H127ZM17 205V207H19ZM49 205V206H50ZM54 205H56V203L54 204ZM193 205H195V203L193 204ZM197 205V204H196ZM52 207H53V205H51ZM57 206V205H56ZM11 207H13V206H11ZM123 208V207H122ZM121 208V209H122ZM133 208V210H135ZM16 209V208H15ZM19 210L21 211V208H19ZM173 210V211H172ZM26 211V210H25ZM124 211H125V209H124ZM157 212V213H156ZM28 213H30V212H28ZM27 213V214H28ZM126 213V212H125ZM136 213V214H137ZM26 214V215H27ZM31 214H33V211H32V213ZM18 215V214H17ZM25 215V214H24ZM23 215V216H24ZM28 215H30V214H28ZM158 215V214H157ZM155 216L154 215V217L153 218H155V217H158V216ZM15 216H16V214H15ZM32 216V215H31ZM35 216V214L32 216V217H34ZM46 216V215H45ZM120 216H123V217H125L126 215H120ZM36 217V216H35ZM35 217H34V219H35ZM127 217V216H126ZM126 217H125V221H126ZM146 217H148V219L146 218ZM150 217V218H149ZM18 218V217H17ZM122 218V217H121ZM129 218V217H128ZM20 219H21V217H20ZM23 219V218H22ZM30 219V218H29ZM123 219H121V220H123ZM159 219V218H158ZM19 220V219H18ZM27 220V219H26ZM145 220V221H146ZM156 220H157V218L156 219H153V221L154 222H156ZM16 222H17V219L15 220ZM21 221V220H20ZM133 221H135L134 219H133ZM137 221V220H136ZM136 221H135V224H136ZM152 221V223H151V225H153L154 224V222ZM159 221V220H158ZM158 221H157V224H154V226H152L151 227V225H148L147 226V230L148 231H145V230H143V231H145V235L144 234H141L140 233V231L142 230V229H144L145 227H144V225H146L145 224V222L143 223V225L141 224H139L138 223V226L140 225V227H142L141 229L140 228H138L137 229V227L135 228V226H134V228H133V226H132V232H131V234L132 233H134V235L135 234H138V232L141 234V235H144L145 236V238L147 239V240H149L150 241V239H151V241H152V239H157V240H162V241H165V240H167V236H166V234L164 233V232H166L165 230H163V228L161 227V229L160 228H156L155 227V225L158 227L159 225H158ZM139 222V221H138ZM27 223V222H26ZM32 223V222H31ZM133 223V222H132ZM150 224V221L148 222L147 221V224ZM127 224L129 225V224H131V222L130 223H128V219H127ZM23 225H24V222H23ZM133 225V224H132ZM161 225V224H160ZM163 225H165V224H162V226ZM131 226V225H130ZM151 227V228H148V227ZM166 226V225H165ZM198 226V225H197ZM16 227V226H15ZM19 228V227H18ZM22 228V227H21ZM21 228H19V230L21 229ZM12 229H13V231H12ZM129 229H130V227H129ZM146 229V228H145ZM25 230V229H24ZM36 230V229H35ZM128 230V229H127ZM167 230V229H166ZM18 231V230H17ZM16 231V232H17ZM130 231H131V229H130ZM22 232H23V230H22ZM20 233V232H19ZM129 233V232H128ZM14 234V233H13ZM140 234H138V235H140ZM184 234V233H183ZM250 234V233H249ZM248 234V235H249ZM12 237L11 238H13V235L12 234H10ZM133 235V234H132ZM138 235H137V237H138ZM241 235H244L245 236V234H241ZM247 235V234H246ZM124 236V235H123ZM9 237V236H8ZM140 237V236H139ZM246 237V236H245ZM97 238V237H96ZM140 238H142V237H140ZM240 238H241V236H240ZM243 238V237H242ZM247 238H249L248 236H247ZM92 239V238H91ZM100 239V238H99ZM178 239H179V242H178V245L176 246V248H174V249H172V248H167V247H163V248H161L162 250H163V252H162V255H163V258H162V260H157L158 258H156L155 259V261L156 262H158V264H179V262H178V260H179V258L177 257L179 254H182V252H183V249H184V247H183V238H182V235L181 234H179L178 235ZM244 239V238H243ZM246 239V238H245ZM143 240V239H142ZM147 240L145 241V240H143V241H145L146 243H147ZM1 241V240H0ZM4 241V240H3ZM9 241V240H8ZM96 241H98V240H96ZM148 241V242H149ZM150 241V242H151ZM149 242V243H150ZM154 242V241H153ZM251 242V241H250ZM2 243V242H1ZM93 243V242H92ZM98 243V242H97ZM144 243V242H143ZM99 245L101 244L100 242L98 243ZM102 244H103V242H102ZM123 244V243H122ZM46 245V244H45ZM90 245V244H89ZM95 245H97L96 243H93L92 244V246L90 247V249L88 250V252H86L85 251V257H86V263H84V264H91V259H92V255L93 256H100L101 258H103L104 257V255L106 256V254H105V250H104V248H100V251H102V252H100V251H98L97 250V248H96V246ZM50 246V245H49ZM98 246V245H97ZM41 247H44L43 246V244H42V246ZM40 247V248H41ZM45 248V247H44ZM46 248H47V246H46ZM20 249V248H19ZM44 250H46V249H44ZM44 250H42V254L43 253H45V252H47V250L46 251H44ZM53 250H55V249H53ZM97 250V252H100V253H97V252H95ZM107 251V250H106ZM188 251V250H187ZM20 252H23V251H20ZM51 252V251H50ZM82 253H83V251H82ZM97 253V254H96ZM1 254V253H0ZM183 254H185V253H183ZM35 255L36 256H38V258L40 257V254H36L35 253ZM35 255L33 256V257H35ZM91 255V256H90ZM2 255H0V262L2 263V264H6L7 263V259H6V263H5V261H4V259L1 257ZM22 256V255H21ZM110 256H113V255H110ZM44 257V256H43ZM47 257V256H46ZM135 257L136 256H134V255H132L131 256V254L129 255L128 254V252L126 251V247L125 246H122V248L120 249V252H119V264H138V262H140V261H138L137 263H136V261H137V259L135 260ZM42 258V257H41ZM84 258V257H83ZM93 258H95V257H93ZM99 260H100V258L99 257H97ZM106 258V257H105ZM35 259V260H34ZM33 259V264H42L41 263V261H38L36 258H34ZM46 259H48L47 261V264H66V261L64 260V259H62V258H57V257H55L54 255H51V254H49V256H48V258H46ZM111 259V258H110ZM41 260V259H40ZM105 260V259H104ZM18 261V260H17ZM16 261V262H17ZM42 261H43V259H42ZM83 261V260H82ZM85 261V260H84ZM83 261V262H84ZM103 261V260H102ZM114 261V260H113ZM9 262V261H8ZM82 262V263H83ZM104 262V261H103ZM112 262V261H111ZM110 262V263H111ZM10 263V262H9ZM8 263V264H9ZM32 263V262H31ZM154 263V262H153ZM113 264V263H112Z\"/></svg>",
  "mask_w": 264,
  "mask_h": 264
}]
</instances>
